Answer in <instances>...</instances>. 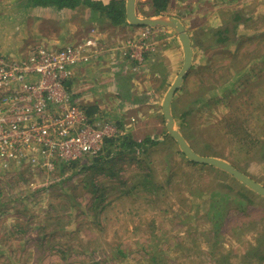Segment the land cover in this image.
I'll use <instances>...</instances> for the list:
<instances>
[{
  "label": "rangeland",
  "instance_id": "obj_1",
  "mask_svg": "<svg viewBox=\"0 0 264 264\" xmlns=\"http://www.w3.org/2000/svg\"><path fill=\"white\" fill-rule=\"evenodd\" d=\"M141 3L145 0H136L139 11L151 15ZM33 12L28 0H0V53L22 54L11 52L22 44L26 21L36 18ZM164 14L181 21L194 51L193 65L171 103L176 128L197 154L226 158L264 185V62L259 58L264 55V0H171ZM87 15L79 8L72 19L86 27L104 20L86 22ZM226 27V44L206 38L212 29ZM180 61L175 67L164 64L163 73L170 70L173 77ZM142 67L128 71L140 80ZM158 82L151 83L155 91ZM151 88L143 90L150 102ZM209 97L211 103H203ZM237 117L242 128H230ZM159 119V128L147 122L130 134L138 142L147 137L157 143L146 146L140 163L117 162L113 186L108 177L93 179L104 189L96 203L91 171H80L92 157L63 173L61 167L50 172L0 167V264H262L264 206L253 205L244 214L229 204L215 235L204 212L209 194L219 182L242 187L226 173L187 162L168 141L163 116ZM14 226L25 232L16 233Z\"/></svg>",
  "mask_w": 264,
  "mask_h": 264
},
{
  "label": "built area",
  "instance_id": "obj_2",
  "mask_svg": "<svg viewBox=\"0 0 264 264\" xmlns=\"http://www.w3.org/2000/svg\"><path fill=\"white\" fill-rule=\"evenodd\" d=\"M94 39L66 47H35L26 55L0 53V167L53 171L58 164L100 154L105 139L123 134L114 123L90 119L65 84L98 55ZM136 71L154 51L151 27L125 42Z\"/></svg>",
  "mask_w": 264,
  "mask_h": 264
},
{
  "label": "crops",
  "instance_id": "obj_3",
  "mask_svg": "<svg viewBox=\"0 0 264 264\" xmlns=\"http://www.w3.org/2000/svg\"><path fill=\"white\" fill-rule=\"evenodd\" d=\"M91 1L106 5L112 0ZM116 1L124 4L126 2V0ZM30 7L34 10L36 18L28 24V20L26 21V26L22 30V44H19L16 52H11V54L20 52L22 55H26L27 50L30 51L38 46L66 47L78 44L88 38L94 39L96 45L93 48L98 51L97 57L92 63L75 69L72 77L65 84V88L71 93L74 102L80 105L90 119L100 118L103 121H109V118L113 117V123L120 127L121 131H124L123 133L131 134L135 129L134 126L140 129L147 122L154 124V128H159L160 125L155 120H160L159 118L162 116L163 96L182 64V49L171 29L152 28L156 54L153 52L146 55L144 67L139 72L141 78L138 80L136 75H132L128 71L133 67V63L129 60L123 45L131 35L137 34L141 27L130 26L127 23L126 25H114L104 17L99 18L98 13L92 12L84 4H80L74 9L58 8L51 5H30ZM138 7L136 4V12L140 15ZM79 8L87 10L88 15L84 19L86 22L97 23L96 21L99 19L104 18V20L99 22L98 26L87 25L88 27H86L84 24L82 26L80 22L72 19ZM148 8L151 12L150 7ZM32 25L33 31L31 32L30 26ZM163 39L170 42L164 46L160 44ZM179 59L181 64L173 77H170V70L163 73L165 71L164 64L170 63L172 67H175V62ZM158 78L160 79V82L157 83L159 90L155 91L156 84L153 83L154 88H151V83ZM150 88L151 92L155 93L151 102L150 99L144 97L143 92ZM161 92H164L162 96H160Z\"/></svg>",
  "mask_w": 264,
  "mask_h": 264
},
{
  "label": "trees",
  "instance_id": "obj_4",
  "mask_svg": "<svg viewBox=\"0 0 264 264\" xmlns=\"http://www.w3.org/2000/svg\"><path fill=\"white\" fill-rule=\"evenodd\" d=\"M28 3L31 6L51 5V6H55L58 8H69V9H74L80 4H84L85 6L89 7L92 12L98 13L99 18L104 17L107 20H110V22L114 25H120V24L126 23L125 4L120 1H116V0H112L106 5L102 4L101 2H97V1L95 2L91 0H28ZM141 4L142 5L144 4L150 7L151 15H160V14H164L167 12L169 6L171 5V0H145V3H141ZM139 12L141 15H145L143 11L140 10ZM235 17L236 19H238L237 21L240 20V17L238 15ZM235 28H237V26L234 27V30ZM227 32H229L227 27L224 29H221V28L212 29L209 32L210 34H208L207 35L208 37L206 38H209V42L213 45L214 44H226L229 41V34H230ZM235 50L237 51V57H238L241 52L238 47H235ZM259 58L260 60H263L262 62H264V55H262V57L260 55ZM238 79L240 78H237L236 80L238 81ZM211 100H212V97L205 98V100L202 99V101H204L203 103H206L208 105L211 103ZM216 100L217 99L215 98V101ZM198 102H201V100H198L197 103ZM232 112L233 114L235 112H239V109L236 108L232 110ZM185 116L186 114L181 116L180 125L182 126L181 128L183 129L185 126L184 125ZM238 124H239V121L237 117L234 119V122H232L231 125H229V127L233 129L236 127L242 128V126ZM167 138H168V141H173L170 137L167 136ZM151 144L153 146L157 143L151 141L149 138H145L144 140L138 142L137 140L133 139L132 136L128 133H123L121 135H118V137L108 138L104 140L100 154L96 157L91 158L90 163L83 165L80 169L81 172L83 170L91 171L89 187L94 197L93 201L95 203L102 198V192L104 191V189L102 188L101 185H98V187L95 186L96 184L94 183L93 179L99 176L108 177L110 180L112 179V183H111L112 186L115 185L117 182V179H116L117 172L112 170V168H114L113 166L116 165L117 162H122L124 159H127V161L130 164L140 163L141 161H139L140 160L139 156L143 157L144 153L146 152V146L151 145ZM176 151L179 154H181L178 148H176ZM227 160H228V157H227ZM191 164L198 165L195 163H191ZM77 165H78V161L58 164L57 167H61L60 169H61V172L63 173L65 172L66 169L71 170L73 167L74 168L77 167ZM200 166H205V165H200ZM210 168L212 170L223 172L213 167H210ZM230 178L232 180H235L231 176ZM120 184L121 186H125L124 182ZM239 185L242 188L231 187L229 184L219 182L218 185H216L215 189L211 191V193L209 194V197H208L209 201H208L207 207L204 209V212H205V216L208 222L214 227L215 235L216 233H218L219 229L221 228V225L225 218L224 211L229 204H232V205L234 204L237 210H239V212L241 211L244 214L248 211L249 207H253V205L264 206V199H262L261 197H259L258 195L250 191L247 187H245L241 183H239ZM220 188H224V190L222 191ZM14 230L16 233H22V231L25 232V229L24 228L21 229L20 226H14ZM44 237L45 236L43 235L40 237V239H43ZM56 252L58 256H60L59 252L62 254V251H56ZM61 259H65V257H61ZM262 260L263 262L262 261H259V262L264 264V257ZM8 261L11 262L9 259Z\"/></svg>",
  "mask_w": 264,
  "mask_h": 264
},
{
  "label": "water",
  "instance_id": "obj_5",
  "mask_svg": "<svg viewBox=\"0 0 264 264\" xmlns=\"http://www.w3.org/2000/svg\"><path fill=\"white\" fill-rule=\"evenodd\" d=\"M125 17L126 22L132 26L164 27L171 29L176 34V38L182 49V64L175 79L163 96L161 111L165 122L166 134L174 141L181 154L191 163L210 166L227 173L250 191L264 199V185L250 178L226 160L197 154L176 128L174 118L171 114V103L174 95L182 86L184 78L192 67L194 55L190 35H188L181 21L168 14L139 16L136 12V0H126Z\"/></svg>",
  "mask_w": 264,
  "mask_h": 264
}]
</instances>
